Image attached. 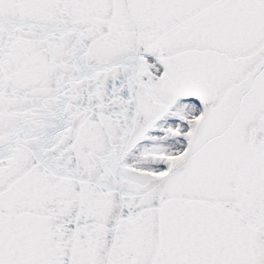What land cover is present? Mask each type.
I'll return each mask as SVG.
<instances>
[{
	"label": "snow or ice",
	"instance_id": "6c2138e0",
	"mask_svg": "<svg viewBox=\"0 0 264 264\" xmlns=\"http://www.w3.org/2000/svg\"><path fill=\"white\" fill-rule=\"evenodd\" d=\"M0 264H264V0H0Z\"/></svg>",
	"mask_w": 264,
	"mask_h": 264
}]
</instances>
